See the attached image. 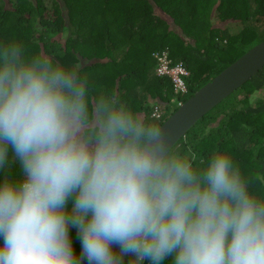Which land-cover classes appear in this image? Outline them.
Segmentation results:
<instances>
[{
  "label": "clouds",
  "instance_id": "9594fccd",
  "mask_svg": "<svg viewBox=\"0 0 264 264\" xmlns=\"http://www.w3.org/2000/svg\"><path fill=\"white\" fill-rule=\"evenodd\" d=\"M196 159L118 96L90 99L78 66L0 42V264H122L126 254L130 264H264L253 179L227 152Z\"/></svg>",
  "mask_w": 264,
  "mask_h": 264
},
{
  "label": "trees",
  "instance_id": "16d2710c",
  "mask_svg": "<svg viewBox=\"0 0 264 264\" xmlns=\"http://www.w3.org/2000/svg\"><path fill=\"white\" fill-rule=\"evenodd\" d=\"M233 22L232 32L226 22ZM16 40L86 74L90 99L111 93L143 120L159 126L194 91L264 39V0H0V42ZM167 50L188 69L186 90L155 73L154 52ZM160 115H150L153 104ZM195 154L194 166L227 152L264 198V66L213 105L172 146ZM11 174L22 176L10 149ZM4 176L0 172V179ZM68 209L72 208L69 199ZM77 258L78 230L69 228ZM2 244V237H0ZM119 254V251H118ZM134 257L123 256L122 264ZM82 264H88L85 258ZM142 264H152L145 259ZM161 264H174L166 257Z\"/></svg>",
  "mask_w": 264,
  "mask_h": 264
},
{
  "label": "water",
  "instance_id": "95a60500",
  "mask_svg": "<svg viewBox=\"0 0 264 264\" xmlns=\"http://www.w3.org/2000/svg\"><path fill=\"white\" fill-rule=\"evenodd\" d=\"M264 66V39L245 50L211 79L183 100L158 126L171 140V146L188 128L224 96L244 83ZM118 254L119 247L113 245Z\"/></svg>",
  "mask_w": 264,
  "mask_h": 264
},
{
  "label": "built area",
  "instance_id": "2783aa9c",
  "mask_svg": "<svg viewBox=\"0 0 264 264\" xmlns=\"http://www.w3.org/2000/svg\"><path fill=\"white\" fill-rule=\"evenodd\" d=\"M158 65L156 72L160 75H168L173 83L175 91H185L186 84L184 82V76L188 74V70L182 62H172L169 58L167 51L158 53L157 55ZM156 116L160 115L159 109L155 108L153 112Z\"/></svg>",
  "mask_w": 264,
  "mask_h": 264
},
{
  "label": "rangeland",
  "instance_id": "374dc122",
  "mask_svg": "<svg viewBox=\"0 0 264 264\" xmlns=\"http://www.w3.org/2000/svg\"><path fill=\"white\" fill-rule=\"evenodd\" d=\"M226 25H229V26H230V30H231L232 32H236V31H238V28L235 26V24H233V22L228 21V22H226ZM246 50H247V49H246Z\"/></svg>",
  "mask_w": 264,
  "mask_h": 264
}]
</instances>
